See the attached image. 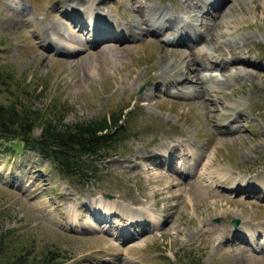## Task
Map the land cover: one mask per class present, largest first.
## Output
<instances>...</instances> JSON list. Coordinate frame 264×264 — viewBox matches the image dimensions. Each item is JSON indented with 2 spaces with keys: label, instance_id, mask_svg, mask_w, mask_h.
Masks as SVG:
<instances>
[{
  "label": "rangeland",
  "instance_id": "1",
  "mask_svg": "<svg viewBox=\"0 0 264 264\" xmlns=\"http://www.w3.org/2000/svg\"><path fill=\"white\" fill-rule=\"evenodd\" d=\"M71 2L75 1L0 0V104L6 105L18 95L40 111L64 106L67 123L125 109L127 131L117 150L96 161L99 170L95 177L83 183L73 180V184L61 179L52 164L34 152L0 142V232L5 233L6 264H45V254L48 264H180L190 251L201 256L200 264H264V231L255 233L246 227H264V184L257 179L261 174L264 177V0H224L215 11L209 9L199 16L200 29L208 26L218 35L226 29L232 36L247 34L234 38L243 40L240 55L249 56L260 66L252 68L257 74L251 73V79L233 75L229 77L232 86L223 90L216 85L208 90L205 97L209 101L218 99L214 103L217 109L210 112L195 98L174 94L182 86H168L170 81L163 80L161 73L166 63L199 50L188 46L191 38L181 46L171 45L166 43L170 37L164 38L172 36L171 30L162 35L164 42L150 35L151 30H160L157 25L149 26V32L141 37L128 30L122 32L116 25L131 27L137 11L152 13L144 10L152 2L182 10L175 6L176 0H87L79 9ZM207 5L211 6L212 0ZM90 7L116 20L127 19H109L111 26H99H107L123 38L140 40L122 41L125 49L117 55L113 50L99 53L110 41L96 44L92 35L90 42L96 45L89 46L85 41L89 34L76 31L72 20L62 15L63 9H76V15L82 10L81 15L92 17L87 12ZM220 12L224 17L217 21ZM227 19L234 20L235 27H227L223 22ZM216 21L219 24L214 27ZM141 27L147 25L141 23ZM103 29L97 28L100 38L110 34ZM58 33L77 50L58 55L38 46L44 36L48 39L47 34L58 40ZM227 38L219 37L218 42ZM45 44L53 47L54 39ZM205 49L208 56L220 53L231 58L210 45ZM200 54L189 58L197 57L200 64L214 67L203 73L223 77L239 72L236 62L223 71L205 59L206 54ZM236 101L241 102L244 113L234 123L238 130H231L237 127L233 123L217 124L220 105ZM168 141L182 142L181 146L189 142V162H194L193 157L200 159L198 167L210 158L204 182L214 191L202 187L203 195L192 196L182 186L174 188L178 195L172 201L175 209L165 211L167 202L156 199L167 193L153 198L160 186L149 178L159 170L167 171L165 167L176 161L174 165L182 174L190 173L178 159L177 147L149 152ZM159 154H165L167 161H159ZM159 162L165 167L155 166ZM149 167L154 169L147 171ZM222 170L228 171V179L220 177ZM217 183L227 184L228 192ZM151 215L158 216V225H153ZM235 218L241 224L232 229ZM242 230L251 239L262 232L258 249L237 240Z\"/></svg>",
  "mask_w": 264,
  "mask_h": 264
},
{
  "label": "bare ground",
  "instance_id": "2",
  "mask_svg": "<svg viewBox=\"0 0 264 264\" xmlns=\"http://www.w3.org/2000/svg\"><path fill=\"white\" fill-rule=\"evenodd\" d=\"M74 1H75L74 4H73V2H71V5L77 9L80 8L79 4H82V3L85 4L87 2V0H74ZM134 3H138V2H134ZM209 3H210V0H176L175 6L177 8L178 7L180 8V6H181V8H183V9L174 11L173 9H168V8H164L161 6H157L154 2H152L150 4H147V7L144 9L145 13H146V11H152V13L145 15V14H143V12L141 10L137 11L138 16H136L137 17L136 20H131V22H130L131 27H129V28L124 27L119 22H117L116 25L121 28L122 32H124L125 30H128L131 33V35L134 36L136 34V35H138V37H141L143 34L145 35L146 33H148L150 30L149 26L151 28L153 27V25H157L159 28H160V26H162V27H164V31H166V30L172 31L174 26H176L175 31H178V36L168 38L167 41L170 43L171 42H178L179 38L183 34H186L187 37L191 36L190 37L191 38V44L188 46H192L191 47L192 49L194 48L195 50L196 49H199V50H197L196 52L190 51L187 55H185L184 57H181L182 59L177 60V59H179V58H177L172 62L166 63L167 67H163L161 69V73L163 74V76H165L163 80H165L167 82L170 81L168 86H171V85L172 86H174V85L175 86H178V85L182 86V88L178 92V94L195 98V101L197 103H199L200 105L207 106L209 108V112H210L214 109H217V108H215V106H216L215 104H216V102H218L217 101L218 99L209 101L207 99L208 97H205L207 95L208 90H211V88H213L216 85H217V87H219L221 89L228 88V87L232 86L231 81L229 80V77H231L233 75L234 76L232 78H235V76H237V79H239V78L251 79L252 74H257V72L254 71L252 68L258 69L260 66L257 65L255 63V61L249 60L248 59L249 56H247V55L241 56L240 55L239 49H240L241 45L243 44V40L234 39V38H239V37L245 38L244 36H246L247 34L242 33V34L237 35L238 37L232 36V33L228 29H226V30H224V32L223 31L221 32L222 34L218 35V33H213L212 32L213 30L208 26L203 31H201L198 28L201 25V23H199V24L197 23L199 20V16L200 15L203 16L204 11L206 10L205 7ZM197 8H199V9H197ZM87 12L96 20L101 21V22L97 21L99 23V25L111 26V24L109 22L110 18L107 16L104 17V15H102L100 13L94 14L96 11L93 9V7H90ZM221 16L224 17L223 12H220V14L218 13V15L216 16L217 18L215 20H217V21L220 20ZM80 17L83 18V16H80ZM217 21L215 22L214 27H216V25L218 23ZM223 22L227 27H230V26L235 27L234 25H232L234 20L227 19ZM141 23L146 24L147 27H145V28L141 27L140 28ZM100 27H103L104 28L103 30L109 32L110 34H106L105 37H103V39L100 38V36L96 35L95 36V42L98 43L100 41H110L111 43L107 42L104 46V49L102 51L100 50L99 53H104V54L105 53H111V50H113L116 52L114 54L117 55V52H120V51L125 49L124 48V46H126L125 43L122 44V40L124 39L122 34L118 35V34H114V33L110 32L112 30H110L107 26H100ZM136 28L141 29V30L136 31L135 30ZM226 36L228 37L227 39H225L221 42H218L219 37H226ZM229 36H232V37L230 38ZM57 38H58V40H56V42L63 40L62 35L60 33L57 34ZM99 39H102V40H99ZM97 40H99V41H97ZM199 45H201V47H198ZM209 45L212 46L213 49L217 50L216 52H218V51L220 52V50H221L225 53V55H230L231 58L226 59L225 57H223L224 55L222 56L219 52H218L219 54L217 56L215 54H212V53H211L212 57L208 56V54H206L204 52V50L206 51L205 48L209 47ZM108 47H110V49H107ZM203 48H204V50H202ZM243 49H244V47H243ZM69 51H66V52H69ZM197 52H199V54L201 52L200 55L202 57H203V55L206 54L205 59L210 60L211 63H214L215 66L220 67V69L223 71L229 67L228 65L230 64V62H236V64H238V66L241 67V68L237 67L240 73L238 72L237 75L234 73V74H231L229 76H223V77H219L218 75H215L212 73H206V72L203 73V71H208L210 68L200 64L199 61H197V57L193 58V59L189 58L191 55H195V56L199 57V54ZM213 53H215V52L213 51ZM191 63L194 65V67H192V68L189 67V64H191ZM246 66L250 69H244V67H246ZM186 70H187V72L188 71L191 72L192 75L187 76L185 73ZM204 98H206L207 101L204 102L202 100ZM218 105H220V104H218ZM240 105H241V102H239V101L227 103L225 106L223 104L220 105L221 106V109H220L221 112H220L219 116L218 115L215 116L216 120L218 121L217 124H220L222 126H224V125L228 126L232 123L234 124V123L238 122L244 114L243 108H241ZM209 106L212 108H210ZM218 111H219V109H218ZM234 125H236V124H234ZM236 126L237 127H235L234 129H231V130H238L239 127H238V125H236ZM169 143H170L169 141L163 142V144H161L159 147L150 148L149 152L153 153L155 151H160L161 149H164V148H170V145H172L173 147H177V148H175V149L173 148V149L180 151L178 156H179V159L182 160V166H187L188 170L190 171L191 174L189 173L188 175L185 176L184 174H182L180 172V170H181L180 167L179 166L177 167L176 165H174V163H170L168 167H165V163L163 164L161 162L155 164V166H160V165L162 167L164 166L167 170V171L159 170L156 172V174L153 175L152 178H149L152 182H154V183L156 182L160 186L158 191L153 192V198L156 197L157 194L163 195V194L167 193V194L163 195L162 198L156 199L157 202H159L160 200L161 201L164 200L167 202L166 203L167 206H165L166 208H164L165 211H168V210L170 211L171 209H175V207H174L175 202H172V201H174L178 195H177V192H174V188L182 186L185 193L187 195H192V196L203 195L205 193V191L202 190V187H203V189L206 187V190L208 188L209 190L214 191V189L212 188V185L205 184V182H204L206 179L205 171L209 165L210 158H208L206 160V162H204V164H202V167H198V165L200 166V159L199 160L194 159L193 160L194 162H189V160L187 159L188 155H189L188 151H190L188 149V145L190 144L189 142H186V145H184V146H181L182 142L170 143V144ZM193 153H195V152H193ZM149 169H154V167L146 168L147 171ZM168 171H171V173H169ZM228 174L229 173L226 170H222L219 173L220 177L223 179H228L229 178ZM257 179H259V182L264 184V177L262 174ZM250 187L251 186H248V188H250ZM234 188L235 187H232V189H234ZM238 189L240 190V189H242V187H238ZM235 190H236V188H235ZM176 191H178V190H176ZM208 193H209V191H208ZM157 202H155V205H157ZM168 202H171V204H169ZM147 208H149V207H147ZM177 209H179V208H177ZM170 216H171V214L168 213L167 220L170 218ZM155 217L158 218V216L151 215L152 223H153V225H158L159 221L156 220ZM243 225H245V224H242V226ZM246 227H248L247 228L248 230H254L255 233H257V230H263L264 231L263 226L247 225ZM230 235H231V233L229 234V236Z\"/></svg>",
  "mask_w": 264,
  "mask_h": 264
},
{
  "label": "trees",
  "instance_id": "3",
  "mask_svg": "<svg viewBox=\"0 0 264 264\" xmlns=\"http://www.w3.org/2000/svg\"><path fill=\"white\" fill-rule=\"evenodd\" d=\"M65 111L67 109L59 105L40 111L17 95L6 105L0 104V142L34 152L49 161L71 184L73 180L83 183L97 175L96 161L117 150L119 142L124 140L127 113L125 109H118L98 118L67 123L64 122ZM4 235L1 231L0 264H6L7 259ZM48 259L45 254V264ZM186 259L180 264L201 262V256H195L192 251Z\"/></svg>",
  "mask_w": 264,
  "mask_h": 264
},
{
  "label": "water",
  "instance_id": "4",
  "mask_svg": "<svg viewBox=\"0 0 264 264\" xmlns=\"http://www.w3.org/2000/svg\"><path fill=\"white\" fill-rule=\"evenodd\" d=\"M237 222H238V220L237 219H235L234 221H233V223L236 225L237 224Z\"/></svg>",
  "mask_w": 264,
  "mask_h": 264
}]
</instances>
